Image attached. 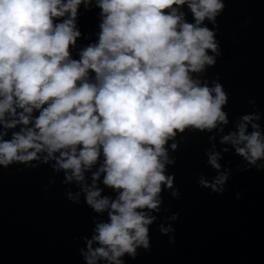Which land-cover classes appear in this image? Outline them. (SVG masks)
<instances>
[{"label":"clouds","instance_id":"obj_1","mask_svg":"<svg viewBox=\"0 0 264 264\" xmlns=\"http://www.w3.org/2000/svg\"><path fill=\"white\" fill-rule=\"evenodd\" d=\"M227 0H0V168L47 165L64 196L94 213L79 239L84 264H127L151 251V226L181 191V147L206 134L211 178L222 195L239 171H264V115L230 118V93L207 73L223 55L218 17ZM94 14L85 31L82 17ZM245 23H251V20ZM231 125V127H229ZM23 165V168L19 166ZM236 199L242 198L237 192ZM179 212L162 218L175 243Z\"/></svg>","mask_w":264,"mask_h":264},{"label":"water","instance_id":"obj_2","mask_svg":"<svg viewBox=\"0 0 264 264\" xmlns=\"http://www.w3.org/2000/svg\"><path fill=\"white\" fill-rule=\"evenodd\" d=\"M94 24V14L81 19L85 31ZM218 24L223 55L207 75L218 74L230 93V118L252 111L251 97L264 115V0H227ZM187 144L169 168L181 198L163 193L169 211L162 210L161 220L151 226V251L141 249L135 260L126 257L127 264H264V171L237 170L240 158L229 152L221 161H231L226 166L233 169L227 190L210 194L196 182L202 171L209 178L215 175L202 151L208 146L206 134H192ZM16 168H0V264H84L79 238L91 233L92 210L66 199L62 174L45 192L55 175L47 165ZM172 212L180 213L172 222L175 243L158 231L162 218Z\"/></svg>","mask_w":264,"mask_h":264}]
</instances>
